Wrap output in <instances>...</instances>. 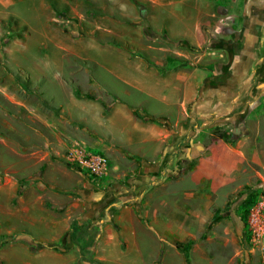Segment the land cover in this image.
<instances>
[{"label":"rangeland","instance_id":"rangeland-1","mask_svg":"<svg viewBox=\"0 0 264 264\" xmlns=\"http://www.w3.org/2000/svg\"><path fill=\"white\" fill-rule=\"evenodd\" d=\"M170 1L130 0L137 26H130L129 38L116 37L118 42H111L108 47L100 43L111 40L105 35L98 36L97 42L83 37L45 42L47 28L34 19L33 11L26 15L31 30L27 40L18 39L23 30L8 34L18 39L17 45H12L13 57L19 58L23 66L19 70L14 66L17 71L12 72L7 69V61L0 60V264H10V259L20 256L22 250L18 247L31 245V250L36 252L42 244L60 254L76 246L78 253L73 264H88L93 256L86 246L96 240L101 221H106L117 207L138 211L141 191L136 183L142 171L140 161L132 154L137 152L139 135L132 130L136 127L131 121L143 120L145 114L141 110L128 111L119 102L112 103V94L104 92V95L97 83L119 89L118 78L123 75L122 64L126 66L128 53L163 69L181 62L202 63L215 58L208 55L200 59L204 53L213 51L221 52L226 63L237 62L242 43L235 46L238 41H233L231 29L240 0H218V5L230 6L225 15L233 18L223 21L219 32L211 35L210 42L202 47L162 35L175 21L166 8L159 11L161 16L157 21L161 35L155 33L150 25L155 15L153 5ZM71 13L70 21L76 30L89 34L94 29L85 20L90 17L87 12L72 10ZM97 19L103 24L101 17ZM145 30L151 37L145 35ZM65 54L67 58H62ZM78 64L82 71H78ZM131 68V74L136 76V64ZM93 83L97 84L94 89L90 87ZM75 86L83 92L96 93L98 100H75L72 97ZM125 87L131 94L121 93L120 97L124 95L129 104H141L143 98L139 100L137 91ZM42 89L64 105H55L57 101ZM240 93L242 105L213 128L216 138L223 134L225 142L234 144L245 154L246 160L235 172L231 184L216 193L201 191L194 187L191 171L187 169L170 173L166 178L172 182L166 185L170 191L158 189L154 193L162 200L166 198L168 209L197 214L184 242L191 245V264H264V237H259L250 224L252 214L264 204V101L253 111L249 104L253 102L254 92L251 97L250 91ZM130 131L132 134L127 136ZM95 157L108 162L102 176L93 173L85 163ZM255 195L259 198L254 202ZM92 212L98 216L86 220ZM90 230L94 232L91 236ZM81 248L86 250L84 259L79 253ZM180 254L176 262L185 264L184 254ZM144 255L150 264L152 253ZM136 263L141 262L136 260Z\"/></svg>","mask_w":264,"mask_h":264},{"label":"crops","instance_id":"crops-1","mask_svg":"<svg viewBox=\"0 0 264 264\" xmlns=\"http://www.w3.org/2000/svg\"><path fill=\"white\" fill-rule=\"evenodd\" d=\"M217 2L218 0L156 2L152 8L155 15L150 25L157 35H161L158 34L160 31L157 30V21L161 16L159 11L166 8L175 21L170 24L168 31H162V35L172 41L202 47L210 42L211 35L219 32L223 21L228 22L233 18L230 14L225 15L230 6H225V3L220 6ZM72 10L90 15L85 18L94 27L89 34L72 26ZM31 11L34 19L47 28L43 41L53 43L60 38L71 41L81 37L92 38L97 42L98 36L105 35L111 40H100V43L108 47L111 42H118L116 37L129 38L130 26H137L135 24L138 23L133 16L135 14H131L130 0H108L102 4L97 0H89V3L84 4L82 0H0V60L7 61L9 71L22 69V62L13 57L12 45H17L18 39L27 40L31 35L30 19L26 18ZM65 15L71 17L67 19ZM99 17L103 19V24L98 23ZM18 29L23 30L18 39L8 37L9 33ZM231 34L233 41H238L235 46L242 43L237 51L235 64L233 61L226 63L222 60L221 52L213 51L204 53L200 59H205L208 55H214L215 58H207L202 63L181 62L163 69L133 58L128 53L126 66L122 64L123 75L118 78L121 81L119 89L97 82L103 93L112 94V103L119 102L128 111L141 110L145 118L131 121L136 127L132 130H136L139 135L137 152H131L140 161L142 171L136 183L141 191L138 211L131 207H117L116 211L108 214L106 221H101L96 240L86 246L94 260L104 264H138L136 260H140L139 264H149L144 254L150 252V264H177L176 256L180 251L176 249L175 243L185 242L190 234L188 229L191 221L197 214L189 210L179 212L168 209L166 198L162 200L154 193L158 189L170 191L166 185L172 182L166 178L170 173L187 169L191 171L196 189L216 193L231 184L235 172L245 162V154L234 144L216 138L213 128L242 105V90L250 91V97L254 92L253 102L249 104L251 110L255 111L264 101V0H240L239 8L234 12ZM63 57L67 58V55H62ZM135 64L136 76L130 72L131 66ZM78 65V71H82L81 65ZM14 66L17 70L13 69ZM42 79L46 80L45 77ZM30 80L32 81L31 78ZM96 85L93 83L90 87L94 89ZM125 85L137 91L139 100L143 98L141 104H129L124 95L120 97L121 93L131 94ZM243 85L248 87L243 88ZM42 91L48 92L45 89ZM49 96L57 101L58 104L55 105H64L58 102L55 95L49 93ZM68 97L70 100L71 95ZM72 97L79 101L88 100L78 99L75 95ZM106 107L109 109L108 105ZM126 113L129 115L130 112ZM130 134L132 131L126 135ZM133 142L129 141L130 146ZM194 195L190 196L191 199ZM96 216L97 212H92L90 217L85 218L90 221ZM28 233L31 231L28 230ZM93 233L91 231L90 236ZM18 248L22 250V254L10 259V264H73L78 253L76 246L69 249L68 253L61 254L48 249L45 244L36 252L31 250V245ZM72 254H75L73 258Z\"/></svg>","mask_w":264,"mask_h":264},{"label":"built area","instance_id":"built-area-1","mask_svg":"<svg viewBox=\"0 0 264 264\" xmlns=\"http://www.w3.org/2000/svg\"><path fill=\"white\" fill-rule=\"evenodd\" d=\"M87 166L98 176L105 174L108 162L105 158L95 157L90 161L85 162ZM264 204H260L256 212L252 214L250 224L252 229L256 232L259 237H264Z\"/></svg>","mask_w":264,"mask_h":264},{"label":"trees","instance_id":"trees-1","mask_svg":"<svg viewBox=\"0 0 264 264\" xmlns=\"http://www.w3.org/2000/svg\"><path fill=\"white\" fill-rule=\"evenodd\" d=\"M135 3H136V1H135ZM139 7L141 8V6H139ZM145 35L151 37L148 34V30H145ZM124 48H126V47H124ZM126 49L130 50V48H126ZM73 92H74L75 97L78 99L85 98V99H88L91 101H97L98 100V98L95 94H93L91 92H83V90L79 86H77V87L75 86L73 88ZM224 138H225V136L223 134H220V139H224ZM258 198H259L258 195L253 196V201L255 202L256 200H258ZM249 203H251V202H249ZM247 214H248V212H246V215ZM175 247L178 251H180L181 253L184 254L185 264H191V261H190L191 245H190V243L186 245L184 242H177V243H175ZM81 253H82V256L84 259L86 250L81 248ZM88 261L90 264H104V263L97 261V260H94V259H88Z\"/></svg>","mask_w":264,"mask_h":264}]
</instances>
